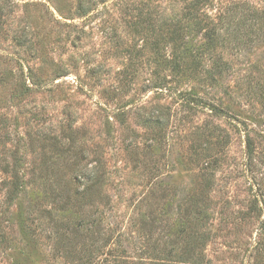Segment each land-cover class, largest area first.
Returning a JSON list of instances; mask_svg holds the SVG:
<instances>
[{"label":"rangeland","instance_id":"rangeland-1","mask_svg":"<svg viewBox=\"0 0 264 264\" xmlns=\"http://www.w3.org/2000/svg\"><path fill=\"white\" fill-rule=\"evenodd\" d=\"M263 220L264 0H0V264H264Z\"/></svg>","mask_w":264,"mask_h":264},{"label":"trees","instance_id":"trees-1","mask_svg":"<svg viewBox=\"0 0 264 264\" xmlns=\"http://www.w3.org/2000/svg\"><path fill=\"white\" fill-rule=\"evenodd\" d=\"M239 29L240 28H238V30ZM205 38H206V40L204 42V45L206 46V48H207L208 51H212L211 49L213 48V43H214V36H213V34L207 33L206 36H205ZM214 67H215V65H214ZM213 112H214V114H216L218 116H224L226 114L221 109H218L216 107L214 108ZM17 184H18L17 181H13L12 182V185H13L12 192H16V189L18 188V185ZM262 223H263V227H264V220L262 221ZM2 237H3V234H2ZM107 238L108 239L101 245V247L103 249H105L108 246L111 247L113 245V243H112V245L110 244L112 242V241H110V237H107ZM109 241H110V243H109ZM106 258H108L106 264H122V261H121L122 258L121 257H118V256H116L114 254L112 255V257H110L109 256V253H108V255H107ZM164 264H166V263H164Z\"/></svg>","mask_w":264,"mask_h":264}]
</instances>
